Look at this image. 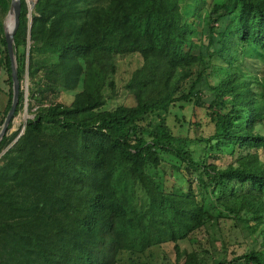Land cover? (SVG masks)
Listing matches in <instances>:
<instances>
[{
	"label": "trees",
	"instance_id": "1",
	"mask_svg": "<svg viewBox=\"0 0 264 264\" xmlns=\"http://www.w3.org/2000/svg\"><path fill=\"white\" fill-rule=\"evenodd\" d=\"M182 2L37 0L30 12L21 0L14 116L28 103L32 117L10 131L12 119L0 141V264H119L121 253L146 256L166 243L173 264H204L213 240L206 247L191 234L222 218L259 246L230 258L221 250L217 264H264V76L253 70L264 66V0H215L200 29L186 24ZM11 5L0 0L1 21ZM134 53L143 60L126 83L135 103L110 108L116 57ZM1 68L3 123L14 86L0 26ZM63 91L74 94L70 104L57 100ZM201 108L214 133L177 134L169 118L198 132ZM156 112L163 121L144 124ZM193 139L205 144L199 159Z\"/></svg>",
	"mask_w": 264,
	"mask_h": 264
},
{
	"label": "rangeland",
	"instance_id": "2",
	"mask_svg": "<svg viewBox=\"0 0 264 264\" xmlns=\"http://www.w3.org/2000/svg\"><path fill=\"white\" fill-rule=\"evenodd\" d=\"M214 2L215 0H206V1L183 0L182 7H183L184 19L186 21V24L190 25L193 22L195 23L200 22L199 25L196 24V27H198V29L202 28L204 16L205 14L208 13V11L210 10ZM198 6H199V9H196ZM9 18H10V10L7 13L5 19L1 21V18H0V26L5 31L8 27ZM194 35L196 34L194 33ZM27 52H28V47H27ZM249 53L253 56H256L258 59H261V57H263V54L260 50H254L252 48H249ZM214 60H215L214 61L215 63L224 64L223 61L217 58H215ZM142 61H143L142 57L137 53L118 55L116 57V66L118 70L116 74V81H117L118 88H117V93L114 96V99L110 103V108L116 107L119 104L132 105L135 103L134 97L130 94L129 89H127L126 87V83L128 79H130L132 72L142 64ZM258 61L261 63H264L263 59L258 60ZM254 69H255V72L258 74L259 78H261L262 80L264 76V66L253 67V70ZM254 74L255 73L252 71L248 72V76H253ZM7 78H8V75H7L5 68H1L0 69V85L2 89L0 91V130L3 124L2 118L5 114V108H6L8 99H9V93H8L9 83L7 81ZM28 86H29V81H28V77H26V80L23 82V88L25 89V93H27V95H28ZM73 99H74V94L72 92L63 91V93L58 97L57 100L64 102L66 104H70ZM205 99H207V97ZM192 109H193L192 107H188L186 110L183 111V114H185L188 121L192 119V112H193ZM29 117H32V114H30L28 111V103H27L24 111L18 113L16 116L13 117V126L10 129V131H14L22 126L24 128V124ZM197 118L201 122H203L198 132L196 131L195 127L190 126L188 122H183V120H182L183 122L182 125H178V126L176 122L174 121V119L171 117L169 118V122L172 126H174V130L177 134H184V135L189 134L193 138L194 136L196 137L198 135L207 137L214 133L215 131L214 125L208 124L205 122L208 120H207V116H206L204 109L202 108L199 109ZM149 121L153 123H157V122H162L163 119L161 118V114L156 112L152 115H149L148 118H146V122H144V124L149 123ZM23 128H22V131H23ZM204 147H205L204 143H199L196 140L190 143V148L192 149L194 153V157L196 159H199L200 156L204 153ZM261 156L264 160V153ZM225 160H230V159L227 158ZM119 178L120 180H122L123 183L129 182L130 180L129 176L126 175L125 173L123 175L120 174ZM198 184L199 183L195 181L196 189H199ZM131 187L127 191L124 189H121L122 194L124 195L129 194ZM137 204L140 207H144L146 205V199L142 193H139ZM215 206L216 207L213 206V208L215 210L218 209L219 206L217 204H215ZM208 225L209 226H208L207 231L204 229H199L191 234L193 238H195L196 240L200 242H203L206 245V247L211 246L210 238L211 240H213L211 252L206 253L203 251L201 254L204 264H217L220 256L222 257V254L226 253V252L220 253L221 250L227 251L228 257L230 258V257H233V254L235 252L236 254L241 255L244 253V251L248 250L251 246H256V247L259 246L247 234L246 230H242V228L239 225H236V223L231 219H224V218L215 219ZM208 231L210 232V235L207 233ZM207 242L210 244L208 245ZM223 242H226V249L222 245ZM181 246L182 248H187L189 250H193L195 248V245L192 243L190 239H186L182 241ZM164 247L163 246L161 247L158 245L153 246L152 248L146 251V256H137V255L131 256L127 252L121 253L119 254V258H120L119 264H173L175 257H176L175 251L173 249L174 248L173 243H166ZM196 247L201 248L197 243H196Z\"/></svg>",
	"mask_w": 264,
	"mask_h": 264
},
{
	"label": "water",
	"instance_id": "3",
	"mask_svg": "<svg viewBox=\"0 0 264 264\" xmlns=\"http://www.w3.org/2000/svg\"><path fill=\"white\" fill-rule=\"evenodd\" d=\"M36 1L37 0H27V2L29 4L30 12L33 9ZM20 15H21V0H12L10 16H12V18H13V25L10 29H9V27H7L6 38H7V43H8L9 54H10V57L12 60V77H13L14 94H13V100H12L11 107H10V109L6 115V118L3 122L2 128L0 130V141L3 138V136L6 134L8 128H9V124L12 121V119L15 115L17 106L19 104V94H20L21 84H20V80H19L18 64H17L16 54H15V34H16V32L19 28V25H20ZM32 21H33L32 17H30L29 30L31 29ZM30 36H31V34L29 33L27 56H29V49H30V44H31ZM26 98H27V93H26Z\"/></svg>",
	"mask_w": 264,
	"mask_h": 264
},
{
	"label": "bare ground",
	"instance_id": "4",
	"mask_svg": "<svg viewBox=\"0 0 264 264\" xmlns=\"http://www.w3.org/2000/svg\"><path fill=\"white\" fill-rule=\"evenodd\" d=\"M12 25H13V18H12V16H10V18L8 20V27H9V29L12 27Z\"/></svg>",
	"mask_w": 264,
	"mask_h": 264
}]
</instances>
